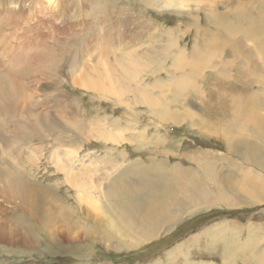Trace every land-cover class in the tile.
Segmentation results:
<instances>
[{
    "label": "bare ground",
    "instance_id": "bare-ground-1",
    "mask_svg": "<svg viewBox=\"0 0 264 264\" xmlns=\"http://www.w3.org/2000/svg\"><path fill=\"white\" fill-rule=\"evenodd\" d=\"M29 1L0 0V113L10 116L18 135L24 133L19 113L34 100L26 91L37 86L43 79L48 80V74L67 72L72 81L71 86L87 90L95 97L113 100L114 105L125 107L126 118L139 120L143 132L140 131L138 135L131 132L132 136H125L122 143H134V139L137 144L140 139L144 142L142 136L147 130H155L152 126L155 124L147 123L146 117H152L160 124L179 125L185 121L202 131L213 133L226 144L227 151L236 153L242 150V157L249 166L262 167L260 147L264 145L261 146L260 142L264 141V0H247L238 6L232 12L235 20L229 16L231 12L224 14L216 11V4L225 5L230 0H196L203 2L207 8L204 9L205 16H208L207 25L197 24L193 17L189 19L188 27L181 24L173 34L163 33L161 27L158 29L155 25H148V35H143V27L139 22L135 25L132 18L119 9L125 8L129 0H98L97 6L93 0H41L43 7L37 11L32 8L25 15V10H30L27 4ZM189 1L193 0H143L141 4L145 7L153 5L150 7L153 9L162 5L185 6ZM115 17L117 21L113 20ZM204 25L205 28H202ZM183 28L187 29L186 32ZM188 31H192L195 36L191 50L182 45ZM227 53L230 59L223 57ZM164 60L172 61L170 70L150 71L165 67ZM237 68L239 72L234 74ZM159 72L165 73L166 79ZM35 73L32 85L24 82V79L28 80V76ZM52 81L53 85L57 84L55 78ZM166 81L169 83L162 84ZM188 84L193 89H188ZM143 108L147 111L145 116L140 113ZM66 119V126L74 127L85 140H90L95 134L99 140L115 144L119 142L112 131L120 127L116 124L118 120L108 125L85 121L73 125V120ZM44 121L43 118L40 124L29 122V136L33 137L36 131L39 135L40 125L50 129L54 122L51 120L45 124ZM56 129L53 128V133ZM247 133L251 135L246 136ZM254 136L257 137L256 142L251 140ZM39 138L42 139L41 136ZM203 157L200 155L197 158L202 159L203 163L208 162ZM50 159L55 160L58 170L65 173V182L78 192L80 201L87 202L96 210L99 204L87 198L85 191L88 185H92L95 193L101 196L94 183L103 180L99 178L83 184L81 182L85 174L76 166L66 164L58 151H54ZM10 161L15 162L12 159ZM155 166H143L136 173L129 172L130 176H141L147 181L144 195L134 191L133 183L127 184L130 189L114 187L111 184L114 168L106 167L111 179L104 195L110 189L118 200L119 210H125L126 213L121 212L117 218L110 220L109 238L122 239L119 243L123 246L134 247L143 241L152 240L162 232L164 226H170L174 221L175 215L169 213L167 199H171L175 205V200L179 199V180L187 177V174L181 175L177 167L166 170L165 164ZM23 168L15 165L0 166V192L15 200L20 211L27 209L26 198L30 191L26 181L29 175L24 174ZM89 169L88 166V172ZM74 171L71 176L73 173H70ZM248 173L245 182L253 186L264 202V181L260 179L257 184L256 179L261 177L256 173L252 175L250 170ZM247 184L244 186L247 187ZM227 189L234 191L232 187ZM193 190L190 187L189 194ZM197 192L201 194V190ZM177 206L181 209L179 211L184 209L179 200ZM12 222L0 214V249L18 247L20 242L29 241L28 236ZM138 230L142 232L136 233ZM32 243L29 241L26 247H31ZM258 243L261 242L249 238L244 244L234 245L238 246L235 251L254 252ZM233 256L234 253L229 251L228 259L234 260ZM255 259H258V264H264V254Z\"/></svg>",
    "mask_w": 264,
    "mask_h": 264
},
{
    "label": "rangeland",
    "instance_id": "rangeland-1",
    "mask_svg": "<svg viewBox=\"0 0 264 264\" xmlns=\"http://www.w3.org/2000/svg\"><path fill=\"white\" fill-rule=\"evenodd\" d=\"M93 1L97 6L98 0ZM246 1L230 0L225 5L218 3L216 11L224 14L231 12L229 16L235 20L232 12L234 13L235 9ZM142 2L143 0H129L125 8L119 9L130 16L135 25L138 22L142 25L143 35H148L150 32L148 25H155L158 29L161 27L163 33L173 34L181 24L188 27V21L193 17L197 24L207 25L208 16H205L204 11L207 8L203 6V2L193 0L185 6L162 5L153 9L150 8L153 5L145 7ZM27 4L31 8L25 10V15H28L32 8L37 11L43 7L41 0H30ZM113 20L117 21V17ZM205 25L202 28H205ZM186 30L183 28L184 32ZM184 36L182 45L191 50L194 33L188 31ZM223 57L230 59L228 53ZM165 63V67L150 71L170 70L173 66L172 61L168 60ZM237 72L239 68L233 73ZM159 74L166 79L165 73L159 72ZM35 76L36 73L29 75L28 80L24 79V82L32 85L31 81ZM44 77L45 74L42 75V78ZM47 77L48 80L43 79L37 86L26 91L34 97V100L19 113V122L21 128H24L23 134L16 133L17 128L9 119L10 116L0 113V166L24 167V174L29 175L26 181L28 186L30 185L26 198L27 209L23 211L18 210L15 200L0 192V214L12 220L14 226L33 242L31 247H26L29 241L25 240L20 242L18 247L9 246L5 250L0 249V264H187V262L188 264H258V259L255 258L264 254V202L253 186L250 187L245 181L249 170L252 175L257 174L261 177L256 179L257 184L260 179L264 181V147H260L262 167L249 166L242 157V150L236 153L227 151L226 144L213 133L209 134L208 131H202L185 121H181L179 125L160 124L152 117H146V122L155 124L152 125L155 130H147L142 136L144 142L140 139L137 144L134 139V143L129 141L122 143L125 136H132L131 132L133 135L143 132L139 120L133 117L126 118L124 106L114 105L113 100L95 97L87 90L71 86L72 81L67 72L48 74ZM54 78L57 80L55 85L52 81ZM167 83L169 82L162 84ZM191 83L194 86V83ZM187 88L193 89L189 84ZM206 90L204 88L203 91ZM141 109L140 113H144L145 116L146 109L143 108V112ZM262 114L264 115V112ZM43 118L45 124L54 120L50 129L40 125L39 135L36 131L33 134L34 138L29 136L31 131L27 124L29 122L40 124ZM66 118L73 120V125H78L79 121L108 125L118 120L116 124L120 127L112 131L119 142L115 144L99 140L95 134L90 140H85L74 127L66 126L68 125ZM21 128H19L20 132ZM53 128H57L54 133ZM247 135L251 134L247 133ZM29 139L32 140L26 141ZM58 139L59 142L56 143ZM256 139V136L251 138L254 142ZM260 145H264L263 140ZM15 149H19L18 152ZM54 151H58L66 164L76 166L78 170L83 168L87 170L89 166V172L80 170L85 174L83 177L85 179L81 183L86 184L99 178L103 180L94 183L99 188L101 196L95 193L92 185H88L85 191L87 198L96 201V205L99 204L97 211L87 202H81L78 192L65 182V173L58 170L55 160L50 161ZM200 155L208 162L203 163L202 159L197 158ZM11 159L15 162L12 163ZM160 163L166 165V170L177 167L181 175L187 174V177L179 180V199L175 200V205L172 204L171 199H167L169 213L175 215L172 226H164L156 238L143 241L141 244L139 242L136 247L123 246L119 243L122 239L109 238L111 233L108 226L110 220L117 218L121 212L126 214L125 210H119L118 200L110 189L108 194L104 195V192L109 188L112 177L111 184L114 187L128 189L130 186L128 187L127 184L133 183L134 191L144 195L147 181L141 176H130L129 172L136 173L143 166L151 168ZM112 166L114 175L110 177V171H107L106 167L112 168ZM74 173L75 171L70 175L73 176ZM149 177L153 178L151 175ZM126 178L130 179L129 182H124ZM244 184H247V187ZM190 187L194 190L189 194ZM227 187H232L234 191L230 192ZM199 190L201 194L197 192ZM178 200L184 207L182 211L178 209ZM141 232L138 230L136 233ZM249 238L261 242L256 245V251H235ZM229 251L234 253V260L228 259Z\"/></svg>",
    "mask_w": 264,
    "mask_h": 264
}]
</instances>
